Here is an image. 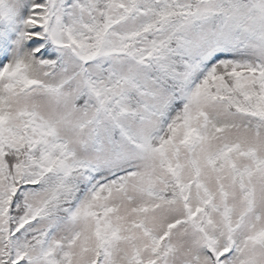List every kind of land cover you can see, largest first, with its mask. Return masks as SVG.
Returning a JSON list of instances; mask_svg holds the SVG:
<instances>
[{
	"label": "snow or ice",
	"instance_id": "6c2138e0",
	"mask_svg": "<svg viewBox=\"0 0 264 264\" xmlns=\"http://www.w3.org/2000/svg\"><path fill=\"white\" fill-rule=\"evenodd\" d=\"M0 264H264V0H0Z\"/></svg>",
	"mask_w": 264,
	"mask_h": 264
}]
</instances>
